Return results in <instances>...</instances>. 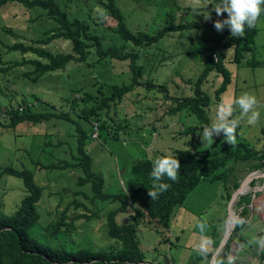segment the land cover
<instances>
[{
  "label": "rangeland",
  "instance_id": "1",
  "mask_svg": "<svg viewBox=\"0 0 264 264\" xmlns=\"http://www.w3.org/2000/svg\"><path fill=\"white\" fill-rule=\"evenodd\" d=\"M60 1L70 15L85 18L90 30L101 35L105 44L122 42L112 31L116 22L106 13L99 0ZM205 3L206 0H116L127 27L132 31L148 33L156 31L168 21H206L203 15ZM211 8V4L205 7V11L209 12L207 20L216 16ZM54 25V20L39 7L27 9L17 2L0 5V68L9 67L12 61L22 58L18 52H8L4 43L17 40L30 43L37 37L48 35L45 31ZM256 27L253 54L247 52L239 65L229 59L231 49L224 50V64L232 79L220 100H213L209 104L207 116L209 126L216 120L221 103L234 101L242 94L252 95L256 103L250 111L258 113L253 125L247 124V116L241 118L240 110L234 103L231 105L233 110L229 118L239 120L232 142L244 141L263 151L264 21L261 17L257 18ZM217 31L214 26L208 25L167 32L160 42L147 47L134 48L129 43L125 44L127 50L138 52V63L142 67L141 77L138 78L140 84L127 92L120 102L110 105L106 112H101L103 116L100 123L105 126L99 129L98 135L97 130L94 131L95 138L90 135L89 122L87 124L79 119L86 134L84 149L91 157L92 170L102 176L103 191H123L126 180L132 176L131 164L137 159L152 158L156 154L170 155L174 150L185 147L200 154L220 134H214L202 142V126L207 125L200 124L194 115L184 111L170 112L175 103L174 98L192 93L193 83L205 65L207 52L203 49L212 43L210 38ZM49 46L53 51H70L68 40L53 39ZM247 59H253L254 64H247ZM24 69L29 67L11 65L8 70H0L1 106H17L22 100L33 102L38 99L35 110L50 108L57 112L68 111L72 119L77 118L84 105L91 104V101L81 100L85 92L99 98L97 89L108 95L110 85L127 84L133 76L128 60L109 57L98 59L93 51L88 53L84 61L70 62L64 69L46 72L36 82L22 75ZM219 82L220 75L210 71L200 88L212 97ZM187 127L193 128L192 131L182 132ZM75 133L73 122L60 118L36 123L21 122L15 127L0 126V166L12 165L31 170L35 182L41 187V196L36 203L39 219L29 232L39 241H46L43 227L58 216L69 201L76 199L83 206L74 209L70 205L67 217L78 213L89 216L75 219V229L60 232L56 238L50 239L52 243L61 242L71 250L118 246L107 235L105 215L119 202L90 200V184H76L78 176L82 175L78 167H39V164L47 163H58L59 166H64L66 161L73 163L77 145ZM250 164L236 162L226 187L220 180L202 179L187 194L182 206L172 212L168 229H157L135 219L131 210L119 212L116 220L134 226L136 240L146 259L145 264H210L214 251L213 239H221L228 223L230 197L227 199V191H234L231 188L234 178L240 182L251 173L253 176L245 185L243 193L251 192L249 211L239 219L243 224L231 233L229 256L233 258L232 264H261L264 246L257 241L264 237V187H261L264 179L259 175L260 170H252ZM254 186L258 187L256 191L252 190ZM78 190L86 193L87 197L82 193H74ZM24 194L20 178L10 175L0 177L1 211L11 214ZM237 199L232 205L235 214H238L239 209ZM201 243L204 245L203 253L198 250ZM220 259L221 251L216 256L217 264ZM223 262L227 264V257Z\"/></svg>",
  "mask_w": 264,
  "mask_h": 264
},
{
  "label": "trees",
  "instance_id": "2",
  "mask_svg": "<svg viewBox=\"0 0 264 264\" xmlns=\"http://www.w3.org/2000/svg\"><path fill=\"white\" fill-rule=\"evenodd\" d=\"M17 2L29 9L39 7L45 10L47 17L54 20L55 25L45 31V37H37L32 42L27 43L17 40L12 43H4V48L8 52H18L22 58L12 61V66L27 65L29 69H24L22 75L36 82L38 78L46 73L58 69H64L70 62H82L88 53L93 51L98 59L109 57L117 60H128L130 70L133 73L131 82L127 84H112L109 87L108 95H104L100 89V97H94L85 92L81 98L84 102L91 101L90 105H84L81 113L76 119L69 116L68 111H59L47 108L44 111L35 110L38 99L33 102L22 100L17 106H1L0 103V126L15 127L21 122H41L51 118H60L73 122L76 130V155L73 163L64 162V166L58 163L39 164L40 168H57L73 166L82 171L78 176L76 184L83 186L90 184V200H113L119 204L114 209H110L105 215L107 235L114 239L119 245H111L108 248L93 250L87 247H79L75 250L66 248L61 242L53 244L50 239H54L62 232H69L75 229L74 220L78 217H87L84 213L73 214L69 218L66 215L68 207L72 205L74 209L83 206L81 201L73 199L67 203L58 216L54 217L43 230L46 232V241H39L29 232L39 219L36 203L41 196V187L35 182L33 172L25 167L16 168L12 165L0 166V177L10 175L20 178L25 190V194L19 201L18 206L11 214H6L0 210V264H145L146 259L141 251L135 237V228L132 224L118 223L116 215L119 212L131 210L132 215L137 220L144 221L145 224L157 229H168L172 212L181 207L187 194L195 188L202 179L211 181L220 180L224 187L230 176L234 173V164L238 161L251 162L252 170H264V150L260 151L244 141H236L229 144L223 138L221 132L202 153L198 154L194 149L185 147L176 149L170 155L156 154L152 158L137 159L131 164V177L125 182L123 191L108 193L103 191L102 176L92 170L91 157L84 149L86 138L85 129L81 126L80 120L85 121L93 132V125L96 124L97 135L99 129L105 125L101 124L102 111L106 112L110 105L120 102L123 96L131 91L135 85L140 84L138 78L141 77L142 67L138 63V52L127 50L126 43L135 47H147L161 39L167 32L183 31L191 28H202L213 26V21L223 19L226 13H221L219 17L214 16L206 21L190 20L181 23L168 21L164 26L154 32L132 31L125 22V17L116 4V0H99L106 13L116 22L112 31L118 35L122 42L120 44H105L102 36L90 30V24L85 18L72 16L65 9L60 0H0V5ZM264 7V6H262ZM88 17V16H87ZM264 21V13H261ZM256 21L251 28L246 27L244 34L240 37H232L225 26L222 31H217L210 38L212 43L203 51L207 52L205 65L196 81L193 83L192 93L174 98L175 103L170 108L171 113L184 111L195 116L196 120L203 125L209 124L207 112L209 104L219 101L221 94L226 90L231 82L232 76L224 64L225 52L231 49V62L239 65L245 54H253V43L257 33ZM12 33L11 30H8ZM53 39L68 40L70 51H53L50 49V42ZM25 54H31L27 57ZM247 64H254V60H246ZM9 67L0 68L8 70ZM210 71L220 75V82L213 90L212 97L205 93L200 87ZM75 99V98H73ZM202 126V125H201ZM203 128V126H202ZM193 128L187 127L182 132L188 133ZM95 138V137H94ZM220 143V144H219ZM216 148V149H215ZM212 149V150H210ZM157 156H170L177 159L179 169L175 181L162 177V182L169 187L159 192L156 199H151L148 190H152V179L149 175L152 161ZM231 162V163H229ZM220 169V170H219ZM232 189L239 185L237 178L232 181ZM231 192V191H230ZM227 191V199L230 193ZM76 194L86 193L78 190ZM251 192L239 195L237 211L240 218L249 211V200ZM243 222L237 221L235 231ZM230 239L226 241L221 250V259L218 264H224L223 260L230 252ZM219 238L213 239V249L216 248ZM261 264H264V255H261Z\"/></svg>",
  "mask_w": 264,
  "mask_h": 264
},
{
  "label": "clouds",
  "instance_id": "3",
  "mask_svg": "<svg viewBox=\"0 0 264 264\" xmlns=\"http://www.w3.org/2000/svg\"><path fill=\"white\" fill-rule=\"evenodd\" d=\"M208 4H211V10H214L217 17L222 12L226 13L223 19L214 20L213 26L216 30H221L226 26L232 37L242 36L245 28H251L258 16L264 13V7H262L264 6V0H206V3L203 5L205 20L209 18V12L205 11V7ZM232 103L239 108L241 118L247 116L248 125L255 124L258 113L250 111L256 103L255 97L249 94H242L236 97L234 101L221 103L218 106L216 120L211 122L209 126L203 127L200 133L202 142L212 138L214 134L222 132L224 140L229 144L232 143L239 124V120L229 118L233 110ZM179 167L178 160L170 156H157L152 161L149 173L152 179V190H148V195L151 199H156L159 192H163L169 187L168 184L162 182L161 178L167 177L169 180L175 181ZM257 243L264 246V237H261ZM198 250L203 253V243L198 246ZM232 262L233 258L231 256L227 257V264H232Z\"/></svg>",
  "mask_w": 264,
  "mask_h": 264
},
{
  "label": "water",
  "instance_id": "4",
  "mask_svg": "<svg viewBox=\"0 0 264 264\" xmlns=\"http://www.w3.org/2000/svg\"><path fill=\"white\" fill-rule=\"evenodd\" d=\"M259 175L260 177H262L264 179V170H260L259 171ZM252 174L248 173L240 182L239 185L234 189V191L231 193L230 198H229V202H228V214H227V226L226 229L223 233V236L221 237V239L219 240L216 248L214 249L211 259H210V264H217L216 262V256L218 255V253L222 250V248L224 247L226 241L228 240V238L231 236V233L234 230L235 224L236 222L240 219L238 214H235L232 211V205L234 203V201L238 198L239 195L243 194L245 192L244 187L247 184L248 181H250V179L252 178ZM264 187V184L261 186ZM258 187L254 186L252 188V190L256 191Z\"/></svg>",
  "mask_w": 264,
  "mask_h": 264
},
{
  "label": "built area",
  "instance_id": "5",
  "mask_svg": "<svg viewBox=\"0 0 264 264\" xmlns=\"http://www.w3.org/2000/svg\"><path fill=\"white\" fill-rule=\"evenodd\" d=\"M96 130H97V127H96V124H94V125H93V132H92V137H94V136H96V135H97V134H96V135H94V131H96Z\"/></svg>",
  "mask_w": 264,
  "mask_h": 264
},
{
  "label": "crops",
  "instance_id": "6",
  "mask_svg": "<svg viewBox=\"0 0 264 264\" xmlns=\"http://www.w3.org/2000/svg\"><path fill=\"white\" fill-rule=\"evenodd\" d=\"M228 256H229V255H228ZM228 256H227V257H228ZM225 264H226V263H225Z\"/></svg>",
  "mask_w": 264,
  "mask_h": 264
}]
</instances>
